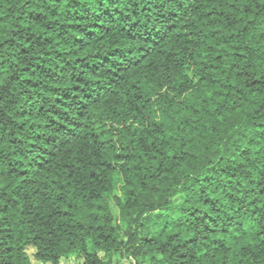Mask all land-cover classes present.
Returning a JSON list of instances; mask_svg holds the SVG:
<instances>
[{
  "label": "trees",
  "instance_id": "16d2710c",
  "mask_svg": "<svg viewBox=\"0 0 264 264\" xmlns=\"http://www.w3.org/2000/svg\"><path fill=\"white\" fill-rule=\"evenodd\" d=\"M122 260L264 264V16L0 0V264Z\"/></svg>",
  "mask_w": 264,
  "mask_h": 264
},
{
  "label": "clouds",
  "instance_id": "9594fccd",
  "mask_svg": "<svg viewBox=\"0 0 264 264\" xmlns=\"http://www.w3.org/2000/svg\"><path fill=\"white\" fill-rule=\"evenodd\" d=\"M21 2H25V0H21ZM238 3L245 4L246 6H250L252 8L253 16L256 13H260V15L264 16V0H237ZM14 5L10 2H6L4 4V9L13 8ZM15 7H19V5H15Z\"/></svg>",
  "mask_w": 264,
  "mask_h": 264
},
{
  "label": "rangeland",
  "instance_id": "374dc122",
  "mask_svg": "<svg viewBox=\"0 0 264 264\" xmlns=\"http://www.w3.org/2000/svg\"><path fill=\"white\" fill-rule=\"evenodd\" d=\"M121 196V191H120V182L119 179L116 178V183H115V191L113 192L112 195L107 197V201L110 204V206L112 207V210L114 212L115 215H117V209L115 207V200L117 199V197ZM29 254H31L33 251H28ZM62 264H79L78 262L75 261H69V262H63ZM119 264H130L129 261L126 260H122Z\"/></svg>",
  "mask_w": 264,
  "mask_h": 264
}]
</instances>
